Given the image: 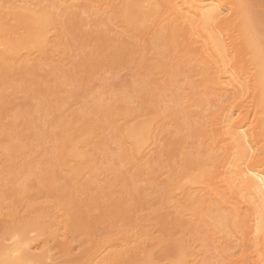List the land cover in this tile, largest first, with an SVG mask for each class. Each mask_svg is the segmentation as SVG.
<instances>
[{
	"label": "bare ground",
	"instance_id": "bare-ground-1",
	"mask_svg": "<svg viewBox=\"0 0 264 264\" xmlns=\"http://www.w3.org/2000/svg\"><path fill=\"white\" fill-rule=\"evenodd\" d=\"M129 66L154 104L119 88L115 113L90 78ZM78 88L108 106L99 135L79 106L64 117ZM19 99L39 157L0 166V264H262L264 186L237 158L264 147V0H0L1 154L21 148Z\"/></svg>",
	"mask_w": 264,
	"mask_h": 264
},
{
	"label": "rangeland",
	"instance_id": "rangeland-1",
	"mask_svg": "<svg viewBox=\"0 0 264 264\" xmlns=\"http://www.w3.org/2000/svg\"><path fill=\"white\" fill-rule=\"evenodd\" d=\"M70 35H68V37H69ZM69 38H71V37H69ZM68 38V39H69ZM74 40V39H73ZM75 41H77V40H75ZM70 42L72 43V44H77L76 42L75 43H73L72 42V39L70 40ZM76 46V45H75ZM74 46V47H75ZM73 47V46H72ZM73 51H76L75 49L73 50ZM146 51V50H145ZM147 52V51H146ZM76 54H77V51L75 52ZM142 54V55H141ZM139 56H143L144 54L143 53H141ZM149 53H147L146 55H148ZM139 58V57H137V58H139L140 60H138V64H137V60L135 59V63L138 65V66H140V67H142V69L144 68V65H143V61H142V58ZM133 62V63H134ZM139 62H141V63H139ZM135 63H134V65H135ZM133 65V66H134ZM137 65H135L134 67H136ZM137 66V67H138ZM139 67V69L141 70V68ZM121 68V67H120ZM129 68H130V66L127 68V70L126 69H122L121 68V70L120 69H118V73H117V70H115V71H111V72H109V74L107 75V73H103L104 74V76H103V78L101 77L100 78V76H101V74H98V75H93L90 79H92L93 78V81H96L95 83H98V84H95V86L97 85V87H98V89H99V86H101V84H102V86L103 87H100V90H99V92L98 93H102L103 94V97H104V101L106 102V100H107V105H108V101H109V105H111V103H113V107H117V109L115 108V109H113V107H108V106H101V109L99 108V110H97L96 112L92 109L93 107V105L91 106H89V107H85L84 106V104L86 105V106H88V101H86V102H84L83 100H84V95H86V92H88L89 90H85L86 92H84V89L83 88H80V90H79V88H78V90H75L76 91V93L78 94V92H79V94H80V92L82 93V92H84V94H81V96L83 95V97H80L79 96V94H78V96L81 98H79L78 96V99H76L77 97H75V99L73 98V97H71V99H72V101H70L71 99L69 98V100H67V102H68V104H67V102L65 103L66 104V106L68 107V109H69V105H71V103L72 104H74V102H75V104H76V106H75V104L73 105L74 107H72V105H71V108L72 109H70V110H68V109H66L67 107H65L64 105V108L66 109V111L68 110V113L70 114H67V112H65L66 114H64V117L65 116H67L66 118H68V120H69V118H73L74 120H75V114L76 115H78L79 116V111L81 110V112H83L85 115H83L82 116V114L80 113V115L82 116V117H84V119L86 118V119H91L90 120V122L89 123H91L92 124V122L91 121H94L93 123V132L95 133V134H97V135H99V131H101V130H99V129H101V127L103 126V122H101V120L102 119H106L105 118V116H104V114L106 113L105 111V113H103V110H102V107H105V108H109V109H111V110H113V111H115V113L119 110V108L120 109H123L122 107H124V101L122 102V99L118 96V93L121 91V90H119V88L120 89H122V91L123 92H125V90H126V96H129V97H131V101H130V104H131V102L133 101V100H135L136 99V96H139V98H138V103L140 104V106H139V104H138V106H139V108L141 109V110H144V111H147L148 110V108H149V105H151V107H153V104H154V102L153 101H151L150 99H148V96H147V92H145V93H143V91H141V93H140V90H138V88L139 87H136L137 86V84H135L136 83V80H135V78H134V75H132V76H130L131 75V73L133 74V72H131V70H129ZM124 72H123V71ZM115 73V74H114ZM121 73V74H120ZM123 73V74H122ZM102 74V75H103ZM113 75V76H109V75ZM100 75V76H99ZM115 75V76H114ZM127 77H126V76ZM94 76L96 77H98V78H100L101 79V81H100V79H95L94 78ZM121 76H122V78H121ZM125 76V77H124ZM105 77V78H104ZM107 77V78H106ZM109 77V78H108ZM116 77V78H115ZM129 78V79H128ZM102 79H106V80H102ZM114 79V80H113ZM132 79V80H131ZM99 80V81H98ZM124 80V81H123ZM125 80H127V81H125ZM131 81L130 83H128L129 81ZM104 81H106V84L105 83H103ZM112 81V82H111ZM114 82V83H113ZM133 82H134V84L135 85H133ZM88 83V87L86 86L87 84H85L83 87H85V89H87V88H89V85H91V87L92 88H95V86H94V82H87ZM90 83V84H89ZM124 83H127L129 86H131V84H132V86L131 87H129L128 85H127V87H129V88H127L126 89V85H124ZM112 84H113V86H112ZM125 86H123V85ZM93 85V86H92ZM108 85H110L109 87H108ZM106 86V87H105ZM133 86H134V88H136V91H134L135 93H137V95L135 94V93H130L131 92V90L133 89ZM90 87V89H92ZM106 90H104V89ZM118 88V89H117ZM132 88V89H131ZM109 89H111V90H109ZM129 89H130V91H129ZM93 90V89H92ZM103 90V91H102ZM109 90V91H108ZM114 90V91H113ZM115 90H117V93H116V91ZM91 91V90H90ZM112 91H113V93H112ZM121 91V92H122ZM94 92V91H93ZM111 92V93H110ZM128 92V93H127ZM97 93V94H98ZM101 93H100V95H101ZM117 95V98L119 97V99H120V101H119V99L117 100H114L116 97V95ZM130 93V94H129ZM142 93L145 95L146 93V95L145 96H142ZM115 95V96H113V95ZM124 94V95H125ZM128 94V95H127ZM108 95V96H107ZM112 95V96H111ZM121 95V94H120ZM124 95H122V96H124ZM133 95H135V96H133ZM87 96V95H86ZM121 96V97H122ZM168 96H170V95H166V96H161V99L163 98V97H165L164 98V100L168 97ZM106 97V98H105ZM110 97V100H108L107 98H109ZM112 97H113V99H112ZM140 97H141V99H140ZM143 97V98H142ZM86 98V97H85ZM102 98V97H101ZM170 98H171V96H170ZM146 99H148L149 100V102L147 103V101H146ZM168 99V98H167ZM166 99V101H164V102H167L168 100ZM74 100H76V101H74ZM79 100H81V101H79ZM102 100H103V98H102ZM111 100L113 101V102H111ZM19 101H21V102H19ZM77 101H79V102H77ZM83 101V102H82ZM103 101V102H104ZM119 101V102H118ZM137 101V100H136ZM136 101H134V103L136 102ZM139 101H141V103L139 102ZM143 101V102H142ZM146 101V102H145ZM8 102V101H7ZM4 103V102H1V104H2V109L3 108H5L6 106H8V103ZM16 102H18V103H20V105H19V107H18V109H19V111L17 112V115H18V117L17 118H15V126H14V128H13V131L11 132V134H12V136H13V138H14V141H16V142H18L19 144H20V146H21V148L19 147V146H16L15 145V143L13 142V143H7V147H8V149H7V151L6 152H3L2 154L0 153V166L2 165L3 166V168L4 169H6L7 171H9V170H11V169H13L14 167H15V164L16 163H18L17 161H19L20 159H22V157L24 156V152L26 153H31V155L30 156H28V158H30V157H32V156H38L39 157V152H38V154L36 153V152H32V150H33V147L36 145V143L37 142H39L38 140L39 139H37L38 138V135H40L39 134V132H40V130L38 129L39 128V125H38V123L36 124V120H32V118H31V116H32V113H28V109L31 107V106H29V107H26L25 106V104H24V106H23V103L22 102H25V101H23V100H21V99H19V100H17ZM114 102H116L117 103V106H115L116 105V103H114ZM87 103V104H86ZM120 103L123 105L122 107H121V105H120ZM133 102H132V105L134 104ZM143 103H146V104H143ZM129 104V106H132V105H130ZM135 105L137 106V103H135L134 104V106H132L133 108L135 107ZM80 108H79V107ZM120 106V107H119ZM126 106V105H125ZM144 106L146 107V108H144ZM76 107H78L79 108V111H77L78 110V108H76ZM90 107H92L91 109H90ZM119 107V108H118ZM60 109V111L58 112V116H59V113L61 114V112H62V114L60 115V116H62L63 117V113H64V111H65V109ZM126 108V107H125ZM123 109L121 112H123L124 110H126V109ZM138 107H137V109L138 110H140ZM130 109L132 110V108L130 107ZM135 110V108H134V111H138V110ZM146 109V110H145ZM48 110V109H47ZM49 110H50V108H49ZM48 110V111H49ZM73 110V111H72ZM75 110V111H74ZM85 110H86V112H85ZM92 110V111H91ZM151 110V109H150ZM149 110V111H150ZM77 111V112H76ZM91 112V114H89V112ZM94 111V112H93ZM101 111H102V113H101ZM133 111V110H132ZM143 111V112H144ZM74 112H75V114H74ZM50 116H48V119H53V118H50L51 116H53V113L50 111ZM96 114V115H95ZM108 114V113H107ZM55 115V114H54ZM73 115V116H72ZM94 115V116H93ZM101 115V116H100ZM106 115V114H105ZM100 116V117H99ZM104 116V117H103ZM0 117H1V112H0ZM63 117V118H64ZM88 117H90V118H88ZM96 117V118H95ZM9 118V117H8ZM7 118V119H8ZM66 118H64V119H66ZM92 118H93V120H92ZM99 118V119H98ZM174 118V117H173ZM10 119V118H9ZM31 119V120H30ZM0 120H1V118H0ZM71 121H72V119H70ZM69 120V121H70ZM73 120V121H74ZM96 120V121H95ZM35 121V122H34ZM105 121V120H104ZM35 123V124H34ZM97 123V124H96ZM105 123H106V121H105ZM104 123V124H105ZM101 124V125H100ZM38 125V126H37ZM96 125V126H95ZM37 126V127H36ZM99 126V127H98ZM60 129H63V128H65L63 125H61L60 127H59ZM99 128V129H98ZM95 129V130H94ZM106 130V131H105ZM104 130V133L106 134V135H104L103 133L102 134H100V137L102 136V138H103V135H104V138L105 137H107V135H108V132H109V129L107 130V129H105ZM97 131V132H96ZM60 133H62V131L60 132ZM94 133H93V135H94ZM172 134H174V133H172ZM109 135H110V132H109ZM1 136V135H0ZM177 136V135H176ZM174 137V139L175 138H177V137H175V136H173ZM108 138V137H107ZM107 138H105V139H107ZM99 140L101 139V138H98ZM112 138H109V140H111ZM178 139H179V137H178ZM109 140H104L105 142H108V145H109V147H108V149H109V151L111 150V151H113L114 149V151L113 152H115V151H117L118 149H117V146H116V148H115V142L114 143H111V141H109ZM175 141H177V139L175 140ZM179 141V140H178ZM112 142H113V139H112ZM110 144H112V145H110ZM113 144H114V146H113ZM111 147H113L112 149H111ZM50 148V147H49ZM107 149V150H108ZM110 151V152H111ZM108 152V151H107ZM110 152H108L109 154H110ZM109 157V156H108ZM163 158V157H162ZM168 158H169V156H168ZM179 157H177L176 159H178ZM157 160H159V159H157ZM169 160V159H168ZM174 161H171V163H173ZM19 163H20V161H19ZM160 163V162H159ZM154 164H155V166L156 167H154L153 168V171H154V174L156 175H158L159 174V171L160 170H157L156 171V168H158L159 166H161V164L160 165H158V167H157V164H156V162H154ZM153 164V165H154ZM163 164H168V162L167 161H165ZM164 165V166H165ZM162 167V166H161ZM159 169V168H158ZM165 169H166V167H165ZM162 171H160V173H162V176H165V175H163V174H165L164 172H163V170H164V168H162L161 169ZM156 172V173H155ZM158 172V173H157ZM156 175V176H157ZM161 175V174H160ZM162 176H160V178H159V175L157 176L159 179H161V177ZM163 178V177H162ZM1 183V182H0ZM116 184V183H115ZM2 187V185L0 186V191H1V189L3 190V187ZM1 193V192H0ZM17 196H19V195H17ZM11 198V200H13V198H12V196L10 197ZM10 198H9V200L8 201H11L10 200ZM17 198V197H16ZM96 198L97 197H95L94 198V200H93V202L96 200ZM14 201V200H13ZM13 201H11L10 203L12 204V203H14ZM131 205H132V207H131ZM130 205V207L129 208H131V209H133V204H131ZM137 204H135V206H136ZM154 207H156V206H154ZM154 207H152V208H154ZM131 214V213H130ZM151 214H153V213H151ZM83 215V214H82ZM159 215V216H158ZM156 216V215H155ZM157 216L158 217H160V214H157ZM84 218V217H83ZM106 219H108L107 217H105ZM151 218H152V215H151ZM154 218V217H153ZM161 219L163 218V217H160ZM159 218V220L160 221H162V222H164V218L161 220ZM106 219H105V222L107 223V221H106ZM167 218H165V220H166ZM102 220V219H101ZM155 220V219H154ZM153 220V221H154ZM158 220V218L156 217V221H154L155 223H156V227L158 228L159 226L161 227L162 226V229L161 230H166V228H163V226H164V224L161 222V224L162 225H157V223L159 224V221ZM167 220H169V218L167 219ZM103 221H104V218H103ZM159 221V222H158ZM151 222V221H150ZM166 222V221H165ZM106 223H104L105 225H107ZM108 223H109V221H108ZM146 223H149V221L147 222L146 221ZM153 223V222H152ZM154 223V224H155ZM168 223V222H167ZM170 225H174V223L171 221V219H170ZM150 224V223H149ZM169 224H167L166 225V227L168 228V230H170L171 229V226H170ZM169 226H170V228H169ZM159 227V228H160ZM174 227L175 226H173V228H172V230L174 229ZM163 232V231H162ZM165 232V231H164ZM170 232H172L171 230H170ZM166 234H167V231L165 232ZM173 233V232H172ZM171 235V234H170Z\"/></svg>",
	"mask_w": 264,
	"mask_h": 264
},
{
	"label": "snow or ice",
	"instance_id": "snow-or-ice-1",
	"mask_svg": "<svg viewBox=\"0 0 264 264\" xmlns=\"http://www.w3.org/2000/svg\"><path fill=\"white\" fill-rule=\"evenodd\" d=\"M8 9H11L12 6L8 5ZM240 7H244L241 5ZM228 15H231V13H228ZM249 151L251 154L249 155ZM238 168L243 172V179L247 180L249 177H252L254 179L259 180V184L261 186H264V175L256 176L254 169L259 167L261 169V172H264V147H262L257 153L255 150L249 146V149L245 151L244 155L242 157H238ZM252 169V171H250ZM261 192L264 193V187L261 188ZM257 234L264 233V211L261 212V220L257 224ZM152 264H156L155 261L152 262ZM262 264H264V261H262Z\"/></svg>",
	"mask_w": 264,
	"mask_h": 264
}]
</instances>
